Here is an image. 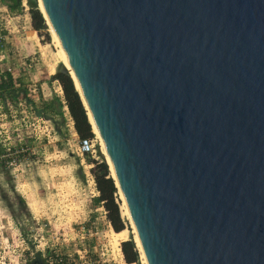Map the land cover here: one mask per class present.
I'll return each mask as SVG.
<instances>
[{
  "label": "water",
  "instance_id": "water-1",
  "mask_svg": "<svg viewBox=\"0 0 264 264\" xmlns=\"http://www.w3.org/2000/svg\"><path fill=\"white\" fill-rule=\"evenodd\" d=\"M33 1L145 264H264V0Z\"/></svg>",
  "mask_w": 264,
  "mask_h": 264
},
{
  "label": "rangeland",
  "instance_id": "rangeland-1",
  "mask_svg": "<svg viewBox=\"0 0 264 264\" xmlns=\"http://www.w3.org/2000/svg\"><path fill=\"white\" fill-rule=\"evenodd\" d=\"M9 3L0 0V81L6 71L13 79V88L0 89V233L15 232V260L18 248L25 246L19 245V234L27 240V257L46 240H57L62 250H72L80 242L106 241L108 234L114 245L118 237L108 225L105 207L94 200L98 190L91 160L100 159L99 152L105 158L99 138L92 130L96 149L81 153L80 135L67 107H61L62 114L44 110V100L63 95L52 77L62 63L59 46L47 23L40 31L32 26L27 0H21L17 10H11ZM117 198L128 231L125 239L133 238L118 191ZM81 226L97 234L81 238ZM138 252L139 263L144 264ZM3 253L8 259L11 250L5 247ZM119 263L137 264L125 259Z\"/></svg>",
  "mask_w": 264,
  "mask_h": 264
},
{
  "label": "trees",
  "instance_id": "trees-1",
  "mask_svg": "<svg viewBox=\"0 0 264 264\" xmlns=\"http://www.w3.org/2000/svg\"><path fill=\"white\" fill-rule=\"evenodd\" d=\"M27 3L29 5L32 26L38 31L46 29V20L37 3L33 0H27ZM8 6L11 10L20 9L22 7L21 0H11V3H9ZM54 79H57L61 85L65 104L73 120V126L76 132L80 136L93 135L87 110L78 90L74 85L72 77L69 74L61 73ZM12 80L11 73L6 71L5 75L0 81V89L4 90L7 87H12ZM17 92V88L15 87V95ZM61 107H63V102L59 96H53L50 99L43 101V108L47 113L59 112L62 114ZM99 154L101 156L100 159L92 158L91 160L93 163V166H91V172L98 190V194L95 196L94 200L97 203H101L105 207L106 216L110 221L113 230L115 232H119L124 229L125 224L122 216L120 215V208L117 198V186L115 184L114 178L110 174L108 163L100 152ZM120 246L124 255V259L127 262H136L137 264H140L139 252L132 237L122 240L120 242Z\"/></svg>",
  "mask_w": 264,
  "mask_h": 264
},
{
  "label": "built area",
  "instance_id": "built-area-1",
  "mask_svg": "<svg viewBox=\"0 0 264 264\" xmlns=\"http://www.w3.org/2000/svg\"><path fill=\"white\" fill-rule=\"evenodd\" d=\"M60 98L63 102V108L67 107L61 92ZM78 142L81 153L94 152L96 149L97 137L94 134L91 136H80ZM107 221L110 226L111 223L108 218ZM2 225L3 224H1L0 227ZM79 230L81 238H84L85 234H97V230L94 231L92 228L84 229V227L81 226ZM105 235L107 236L106 241L96 242L92 245L80 242V245L72 250H62L61 246H58L57 240L51 242L46 240L38 251H31L27 257L24 255V249L28 248L26 245L27 240L19 234L17 237L19 239V245L22 246L25 244V246L18 248L19 252L15 260V232L10 231V236H4L0 233V264H120V261H124L121 246H119V243L113 245L111 237H108V234ZM5 247L11 250L8 259L4 258L3 251Z\"/></svg>",
  "mask_w": 264,
  "mask_h": 264
},
{
  "label": "bare ground",
  "instance_id": "bare-ground-1",
  "mask_svg": "<svg viewBox=\"0 0 264 264\" xmlns=\"http://www.w3.org/2000/svg\"><path fill=\"white\" fill-rule=\"evenodd\" d=\"M39 2H40V0H39ZM40 8L42 9V6H41V5H40ZM45 20H46V22H47V24H48V26H49V30H50V32H51V34H52V36H53V39L57 42V44H58V46H59V52H60V55H61V61H62V62L67 66V68L69 69V71H70V73H71V76H72V78H73V80H74V83H75L77 89L80 90V85H79L78 79H77V77L75 76L73 70L71 69V67H70V65H69V62H68V60H67L66 53H65V50H64V48H63V46H62V43H61L60 38H59V36H58L56 30H55V29L53 28V26L51 25L49 19L46 18ZM53 72H54V70H53ZM87 113H88V118H89L90 123H91V126H92V130L95 132L96 136L99 138V141H100V144H101V149H102V151H103V153H104V155H105V159H106V161H107V163H108V166H109L110 174L114 177L115 182H116V184H117V191L119 192V195H120V198H121V211H122V214H124L127 218H129L130 223H131V226H132V228H133V225H132V222H131V219H130V216H129L128 210H127V208H126V205H125V202H124V199H123V196H122V193H121V190H120V187H119V184H118V181H117V178H116V175H115V172H114V169H113V166H112L111 160H110V157H109V155L106 154V152H105V151L103 150V148H102V143H101L100 134H99L98 128H97V126H96V124H95V122H94V120H93V118H92V115H91V112H90L89 108H87ZM112 231H113V234L116 235V237H118L116 241L113 240L114 245H116L117 243H119L120 240H123V239H125V238L127 237V232H128V231H127V229H125V228L122 229V230L119 231V232H115L113 229H112ZM133 234H134V235H133V238H134L135 244H136V246L138 247V249H139V251H140V253H141V256L143 257L142 252H141V249H140V246H139V243H138V240H137V237H136V234H135V231H134V228H133ZM143 259H144V258H143ZM143 262H144V264H145V261H143Z\"/></svg>",
  "mask_w": 264,
  "mask_h": 264
}]
</instances>
